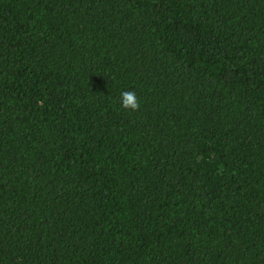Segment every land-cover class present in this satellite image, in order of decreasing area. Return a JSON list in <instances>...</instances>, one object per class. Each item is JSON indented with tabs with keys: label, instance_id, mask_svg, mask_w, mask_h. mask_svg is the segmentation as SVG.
<instances>
[{
	"label": "trees",
	"instance_id": "obj_1",
	"mask_svg": "<svg viewBox=\"0 0 264 264\" xmlns=\"http://www.w3.org/2000/svg\"><path fill=\"white\" fill-rule=\"evenodd\" d=\"M0 264H264V0H0Z\"/></svg>",
	"mask_w": 264,
	"mask_h": 264
},
{
	"label": "clouds",
	"instance_id": "obj_2",
	"mask_svg": "<svg viewBox=\"0 0 264 264\" xmlns=\"http://www.w3.org/2000/svg\"><path fill=\"white\" fill-rule=\"evenodd\" d=\"M140 102L134 91H123L121 93V107L123 109L137 111L140 109Z\"/></svg>",
	"mask_w": 264,
	"mask_h": 264
}]
</instances>
